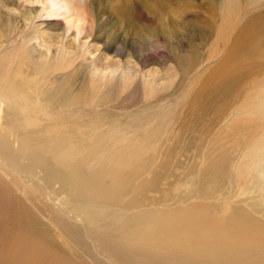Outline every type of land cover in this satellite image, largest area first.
I'll return each mask as SVG.
<instances>
[{
  "label": "rangeland",
  "instance_id": "rangeland-1",
  "mask_svg": "<svg viewBox=\"0 0 264 264\" xmlns=\"http://www.w3.org/2000/svg\"><path fill=\"white\" fill-rule=\"evenodd\" d=\"M263 17L264 0H0V79L23 61L31 73L14 80L24 93L22 103H31L21 106L23 115L28 113L22 131L31 139L19 144L1 135L2 158L26 171L31 165L33 174H46L64 186L81 179L87 185L88 176L100 180L102 192L124 185L125 193L119 196H128L126 200L139 188L150 196L140 207L149 211L150 226L164 211L207 221L210 227L234 223L230 232L240 235L253 224L261 230L257 238H245L244 233V242L240 235L211 240L201 264L224 261L219 258L226 249L222 241L243 243V264H264V241H257L264 240V192H213L208 200L190 197L197 189L203 191L197 195L212 190L211 178L216 183L235 180L243 127L252 128L248 138L253 144L247 145L252 153L241 164L251 158L264 161L263 41L242 59L245 65L251 63L246 76L229 87H210L221 73L228 46L220 45L223 26L232 25L225 34L229 43L246 20L259 22ZM62 111L69 121L59 122ZM55 121L60 124L53 126ZM157 130L171 139L165 140L156 162L144 163L143 155L134 163L148 164L145 173L141 170L126 184L109 180L102 168L112 164L117 147L136 140L144 144L142 138L151 131L161 135ZM12 143L16 151H11ZM102 145L110 150L108 158L96 153ZM150 152L157 154L152 148ZM123 162L131 170V162ZM0 169L19 183L1 161ZM239 175L248 176L244 168ZM8 178L2 177L0 191V264H174L156 251L143 253L141 241L112 234L116 224L94 230L73 212L72 219L56 216L39 188L21 182L19 192ZM153 194L161 200H154ZM235 207L251 213L232 216ZM21 231L30 245L43 235L51 249L29 257L20 254L7 235ZM105 235L108 239L101 240ZM13 246L17 255L8 256Z\"/></svg>",
  "mask_w": 264,
  "mask_h": 264
},
{
  "label": "bare ground",
  "instance_id": "bare-ground-1",
  "mask_svg": "<svg viewBox=\"0 0 264 264\" xmlns=\"http://www.w3.org/2000/svg\"><path fill=\"white\" fill-rule=\"evenodd\" d=\"M230 9L235 11V7L233 5L230 6ZM261 19L262 20L259 22L254 21L255 19L253 18L246 20L242 26L235 30L236 32L230 38L229 43L226 41L228 38L225 39V34H227V31H231L230 26L232 25L223 26L221 35L224 36V40L220 45L228 46L226 53L222 56V67L219 68L221 73H219V76L216 77L215 81H212L211 85L210 82H208L210 87H229V85H232L233 83L235 84L237 79L239 80L242 78L244 74L246 76V70L251 65V63L245 65L242 62V59L244 56H248V52L251 55L253 53L252 51L257 49L256 47L259 46V40H261L260 42L263 41L264 43V17ZM23 59L27 60L26 57ZM235 60L236 62L241 61L243 66L242 64H238L237 66L236 62L234 63ZM27 67L28 65L25 63V61L20 62L14 68V71L11 75L6 74L4 80L0 79V136L2 135L3 139L9 137V141L11 140L14 143L19 142V144H24L31 139L30 137L24 136L27 134V131H22L24 128L22 127L21 123L23 117H27L28 115L26 112L23 115L21 106L28 107L31 103L28 101V103H24L26 101L22 103L21 96L24 93L18 89V85L14 80H17L19 77H23L21 74L24 73H28V76H30L31 73L27 70ZM235 68L239 70L234 72ZM28 97L30 98L29 94ZM31 100L36 102L32 97ZM58 114L61 115H58L60 118V123L69 121L70 116L66 115L64 111ZM56 121L53 123V126L60 124L59 122L56 123ZM49 129H51V126L46 130ZM33 130L36 129L33 127ZM243 130L245 138L242 139L243 135L240 137V139H242L238 142L240 151L237 153L239 157H236L237 160L236 164L234 165V168L237 171L235 180L216 183L211 178L209 184L212 185V190L205 191L207 192L205 194L201 193L200 195H197V192H203L197 189L195 190L196 194L194 193V195H191L190 197L208 200L211 197H214L213 192H264V161H255L253 158H249L250 160L243 163V165L241 164V159H244L243 157H246L247 159V156L250 157L252 153V148H248L247 145L251 146V144H253V139L249 140L248 138L253 131L252 128L249 127L247 131L246 128L243 127ZM243 130L241 129L240 131ZM39 131L44 133L43 126L39 128ZM156 132L161 135H150L152 133L151 131L150 134L142 138V142L144 144H141V141L136 140L133 143H128L125 148L122 146L117 147L115 156L111 157L110 160L112 164L103 167L102 169L105 170H102V172L109 178V180H112L114 183L124 182L125 184L128 182L129 178H134L141 170H143L142 174L145 173L146 169L148 168V164L138 166L135 165L134 161L139 160V158L144 155V163L156 162L161 152V148L165 146V140L169 141L171 139V136L166 135V137L164 134H162L161 130H157ZM2 147H0V150ZM12 147L13 150L11 151H16L15 144H13ZM102 148L103 149L98 148V151L96 152L97 155L103 158H108V155H110V150L106 151L104 145H102ZM151 148L156 151L157 154L155 156L152 155V152H150ZM0 161L4 165L5 170L8 169L9 174H12V177L15 178V180L18 179L19 183L24 182L29 184L31 187L39 188L41 194H45V197L53 204L54 208L52 207V209L55 211V213L57 212L56 216L58 215L72 219L71 213L73 212L76 215V219H80L81 222L84 223L82 224L78 220L82 225L86 224L94 230L103 228V226L111 227V225L116 224L117 228L113 230L112 234H116L118 236H129L132 243L141 241L140 246L143 253L150 254L153 251H156L158 256H165V258H168L167 261H172L174 264H186L188 259L192 260L189 264H201V257H207L205 252L211 240L217 241L224 237H226V239H230L240 235L239 231L230 232L234 223L228 224L226 226L214 223L215 226L212 225L210 227L209 222L207 221L198 219L190 220V218L186 217L185 214L175 215V213H172V215L171 213H166V211L161 212L160 217L154 222L152 226H150L146 219V217H149V211L146 213L143 211V209H140L141 206L145 205L146 201L150 200V196L144 192H140L139 188H137V192H133L126 200V197L128 196H123L124 199L119 196L125 193L123 192L124 185H118L111 189L104 190L105 192H102V184L100 180L88 176L85 178L87 185H85L81 179L80 181L75 180L74 184H72V181H70L69 186H64L61 183L57 184L56 182H53L52 179H46V174H39V172L33 174V167L31 165L26 167L30 171H26L23 167L18 168L14 164H11L2 158L1 154ZM123 161L131 162V170L125 169V165L127 164ZM242 168H244L248 175L246 179L244 177H240L239 175V170ZM169 173L171 172L169 171ZM190 174V172L188 173L185 171L184 175ZM159 175V173H156L154 176L159 178ZM198 176L199 174L195 175V177L200 180ZM2 177L8 178V174L0 169V191L4 190L5 185V183L2 181ZM9 181L15 190L21 192L19 183L17 184L11 179ZM156 183L157 181L153 179V185ZM72 190L74 192H71ZM157 194H160V192H157ZM154 200L159 201L161 198L157 195H154ZM184 200L182 201L184 202ZM255 201L258 200L255 199L254 202ZM67 204H71L72 206L67 207ZM259 204V202L255 203V207H258ZM231 208L232 207H230V209ZM240 213L241 215L245 214L249 216L251 212H248L242 207L233 208L232 214L229 211V214L232 216L240 215ZM129 214H131L130 217ZM101 217H107V220L102 222L100 220ZM193 219L196 218L193 217ZM137 221H139V223ZM249 221L252 222L253 219ZM231 222L232 221L229 223ZM21 228L22 227H19L20 230ZM244 230L245 231L240 235L241 242H244V233L248 236L245 238L253 239L258 237V234L256 233L261 232V230H259L256 226L254 228L253 224L244 228ZM25 235L26 232L18 233L15 236L7 235L10 244H14L19 247L21 250V252L19 251L20 254H24L26 257H29V255H33V253H43L51 249V246L45 243L43 235L38 234L39 240L37 244L34 243L33 245L26 243ZM108 236L109 235H105L100 239L106 240L108 239ZM198 236H202V238H199ZM240 241H235L231 244L228 241H222L221 244L226 242V245H224L226 249L223 250V254H221L219 258H223L224 261L217 264H229L227 260H232L233 262L237 261V264H243L245 262L244 257L246 249L242 250L243 243ZM257 241L261 242L264 240L260 239ZM11 253L13 255H17V251L14 250V246L13 250H10L7 255L11 256ZM136 258H138L137 255L134 257V259L137 260Z\"/></svg>",
  "mask_w": 264,
  "mask_h": 264
}]
</instances>
